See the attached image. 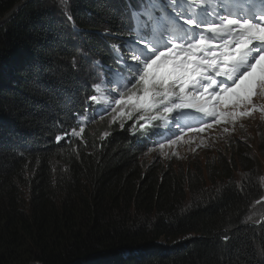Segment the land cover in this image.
I'll use <instances>...</instances> for the list:
<instances>
[{"label": "trees", "instance_id": "trees-1", "mask_svg": "<svg viewBox=\"0 0 264 264\" xmlns=\"http://www.w3.org/2000/svg\"><path fill=\"white\" fill-rule=\"evenodd\" d=\"M20 1L0 0V20ZM142 6L32 0L0 26V264H264L257 183L222 158L204 176L148 163L160 120L113 104V47L174 20Z\"/></svg>", "mask_w": 264, "mask_h": 264}, {"label": "snow or ice", "instance_id": "snow-or-ice-1", "mask_svg": "<svg viewBox=\"0 0 264 264\" xmlns=\"http://www.w3.org/2000/svg\"><path fill=\"white\" fill-rule=\"evenodd\" d=\"M142 3L138 10L142 17L151 20L152 14L170 10L174 20L158 36L145 31L124 52L113 47L116 67L108 68L106 79L114 106L129 109V119L140 113L139 119L146 121L166 120L177 110L200 114L199 124H206V118L219 121L247 115L240 109L251 103L257 91L264 94V4L239 10L240 0H219L217 9L206 0ZM173 127L178 130L172 135L179 137L184 127L193 126L176 121ZM65 135L79 133L73 129Z\"/></svg>", "mask_w": 264, "mask_h": 264}, {"label": "rangeland", "instance_id": "rangeland-1", "mask_svg": "<svg viewBox=\"0 0 264 264\" xmlns=\"http://www.w3.org/2000/svg\"><path fill=\"white\" fill-rule=\"evenodd\" d=\"M259 71L258 66L254 75L258 76ZM231 99L234 101V97ZM123 109L126 113L129 111L127 108ZM240 110L248 114L235 119L231 117L222 118L219 121L214 119L199 128L184 127L179 137L173 136L171 140L163 142V147H157L146 156L148 163L159 162L164 168H183L184 176L189 172L202 173L204 176L207 165L222 158L225 163L233 166V175L237 182L242 179L245 181L253 179L257 183L261 193L259 198L263 201L260 207L263 214L259 219L262 221L264 220V154L259 146L264 145V94H259L257 91L251 103ZM174 123L175 121L171 123V127ZM188 129L191 130L188 131ZM237 144L246 145L247 160L253 169L252 178H250L251 171L247 168L243 169V163L235 155ZM232 155L235 156L232 157Z\"/></svg>", "mask_w": 264, "mask_h": 264}, {"label": "water", "instance_id": "water-1", "mask_svg": "<svg viewBox=\"0 0 264 264\" xmlns=\"http://www.w3.org/2000/svg\"><path fill=\"white\" fill-rule=\"evenodd\" d=\"M32 0H21L20 2H18L13 9H11L8 13H6V15L0 20V26L3 25V23L5 21H7L8 19H10V17H12V15L15 13H18L28 2H30ZM190 238H195L194 235H192ZM189 240V239H187Z\"/></svg>", "mask_w": 264, "mask_h": 264}, {"label": "bare ground", "instance_id": "bare-ground-1", "mask_svg": "<svg viewBox=\"0 0 264 264\" xmlns=\"http://www.w3.org/2000/svg\"><path fill=\"white\" fill-rule=\"evenodd\" d=\"M165 14V13H164ZM157 21V20H156ZM160 22V21H159ZM161 22H163V21H161ZM158 23V22H157ZM156 25V24H155ZM159 25V24H158ZM147 27V26H146ZM155 28V27H154ZM165 28V27H164ZM149 29V28H148ZM151 29V28H150ZM152 32V31H151ZM134 36V35H133ZM107 103V102H106ZM107 106V105H106ZM100 108V107H99ZM108 108V107H107ZM101 109V108H100ZM70 133V132H69ZM85 134V133H84ZM80 136V135H79ZM75 137V136H74ZM75 138H77V136L75 137ZM79 138V137H78ZM85 138V137H84ZM69 139V138H68ZM86 139V138H85ZM77 140V139H76ZM84 140V139H83Z\"/></svg>", "mask_w": 264, "mask_h": 264}]
</instances>
